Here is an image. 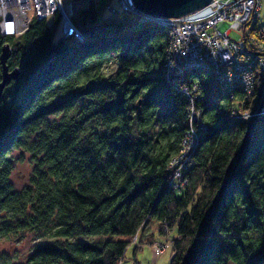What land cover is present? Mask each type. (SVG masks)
Here are the masks:
<instances>
[{
  "label": "trees",
  "instance_id": "16d2710c",
  "mask_svg": "<svg viewBox=\"0 0 264 264\" xmlns=\"http://www.w3.org/2000/svg\"><path fill=\"white\" fill-rule=\"evenodd\" d=\"M71 1L81 38L54 36L58 12L31 16L20 35L0 31L20 69L0 97V243L41 237L23 262L0 253V264H119L150 220L161 234L177 226L168 264H264V114L239 117L243 97L193 70L206 132L185 187L172 189L189 104L162 73L166 27L116 0ZM24 157L33 166L17 189Z\"/></svg>",
  "mask_w": 264,
  "mask_h": 264
},
{
  "label": "built area",
  "instance_id": "2783aa9c",
  "mask_svg": "<svg viewBox=\"0 0 264 264\" xmlns=\"http://www.w3.org/2000/svg\"><path fill=\"white\" fill-rule=\"evenodd\" d=\"M116 4L120 11L130 12L138 21L161 22L138 10L133 0H116ZM261 4V0H211L183 16L162 18L168 36L162 73L189 104L188 129L181 139L179 154L168 165L172 171L168 185L176 191L185 187L187 177L183 174L193 165V150L206 132L195 108L201 98L200 85L194 78L188 79L193 70L207 69L234 101L243 97L236 102L239 117L253 119L264 114V25L257 24ZM28 9L34 15H29ZM108 9L115 12L112 6ZM56 12L60 34L81 38L82 30L72 18L71 0H0V31L20 35V31L27 29L31 16L44 19ZM231 30L240 36H230ZM162 230L167 231V227L163 225ZM166 244L169 242H155L152 246L160 252Z\"/></svg>",
  "mask_w": 264,
  "mask_h": 264
},
{
  "label": "rangeland",
  "instance_id": "374dc122",
  "mask_svg": "<svg viewBox=\"0 0 264 264\" xmlns=\"http://www.w3.org/2000/svg\"><path fill=\"white\" fill-rule=\"evenodd\" d=\"M261 8H260V14H259V19H258V26L264 25V0H261ZM32 9H28V14L29 15H34ZM53 28H54V36H58L60 34V28L58 25L53 23ZM24 31H20L19 33H23ZM230 36L234 38H238L240 36V33L235 32L234 30L230 31ZM115 69L114 65H111L108 67L107 72L111 73ZM182 142V141H181ZM180 142V145H181ZM16 155L18 153L14 152ZM14 154V155H15ZM15 155V156H16ZM32 162L30 158L24 157V159L17 160L16 166L12 172L11 175V181L13 182V185L15 188L19 189L22 186H24L28 178L30 176L31 170H32ZM170 170V169H169ZM171 171V170H170ZM172 172V171H171ZM171 177V176H170ZM169 177V179H170ZM169 181V180H168ZM160 226L157 227V224L154 220L148 221L140 230H139V238H143L146 231L152 230V234L155 238V242H170V244H166L160 252H155L154 246L152 244H149L147 241H144L143 243L140 244V247L137 248L135 256H137L138 260L142 259L144 264H147V258H150V256L153 255V251L156 254H160L156 258L159 259L160 261H164L163 263L160 264H166L169 261L170 257V252H171V241H172V236H174L177 232V226L174 224L169 231L163 230L162 233L165 232V234H161L159 232ZM136 235V239L134 240V236ZM133 236V240L131 243L127 246V249L125 250L124 257L122 258L121 262L119 264H132V258H133V251L136 248V245L138 244L137 241V234ZM41 237L37 233V231H28L26 232L25 235H23L19 239H13V240H7V241H2L0 243V253H1V259L6 257L7 259L9 258L11 261L14 263L17 262H23L25 258L28 256V254L31 252L32 248L34 245L39 241ZM144 240V239H141ZM165 250V251H164ZM164 251V252H163ZM162 253V254H161Z\"/></svg>",
  "mask_w": 264,
  "mask_h": 264
},
{
  "label": "water",
  "instance_id": "95a60500",
  "mask_svg": "<svg viewBox=\"0 0 264 264\" xmlns=\"http://www.w3.org/2000/svg\"><path fill=\"white\" fill-rule=\"evenodd\" d=\"M211 0H133L134 5L141 12L158 18L162 23V18L180 17L197 10L208 4ZM10 53L9 45L5 44L0 52V97L4 87L12 80L16 79L20 73L19 68L9 69L7 59ZM251 127V126H250Z\"/></svg>",
  "mask_w": 264,
  "mask_h": 264
},
{
  "label": "crops",
  "instance_id": "0c3cea01",
  "mask_svg": "<svg viewBox=\"0 0 264 264\" xmlns=\"http://www.w3.org/2000/svg\"><path fill=\"white\" fill-rule=\"evenodd\" d=\"M159 225L157 224V227H158ZM158 229H160V228H158ZM138 234H139V231H138ZM143 238H139V236L137 237V241H139V240H141V239H144V241H147L149 244H151L153 241H155V238H154V236H153V234H152V230H149V231H146L145 232V234H144V236H142ZM174 236H172V238H173ZM168 241H169V239H168ZM169 244H170V242H169ZM172 248V247H171ZM165 251V250H164ZM163 251V252H164ZM153 253V255L154 256H150V258H147V264H160V263H163L164 261H160L159 259H157L156 257L157 256H159L160 254H156L154 251L152 252ZM162 254V253H161ZM133 255H134V251H133ZM172 255H173V253H172V249H171V252H170V259H169V261L171 260V258H172ZM136 258H137V256H135ZM138 259V258H137ZM132 261H133V258H132ZM169 261L166 263V264H168L169 263ZM139 262H140V264H144V262H143V260L141 259H139ZM133 264V263H132Z\"/></svg>",
  "mask_w": 264,
  "mask_h": 264
}]
</instances>
